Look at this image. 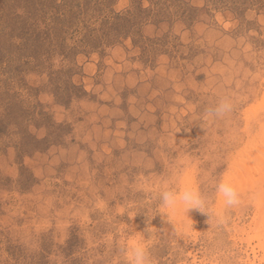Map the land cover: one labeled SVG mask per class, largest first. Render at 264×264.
Returning a JSON list of instances; mask_svg holds the SVG:
<instances>
[{"label":"rangeland","instance_id":"1","mask_svg":"<svg viewBox=\"0 0 264 264\" xmlns=\"http://www.w3.org/2000/svg\"><path fill=\"white\" fill-rule=\"evenodd\" d=\"M263 98L264 0H0V264H123L146 227L156 264L245 263L264 185L183 238L148 189L211 196Z\"/></svg>","mask_w":264,"mask_h":264},{"label":"clouds","instance_id":"2","mask_svg":"<svg viewBox=\"0 0 264 264\" xmlns=\"http://www.w3.org/2000/svg\"><path fill=\"white\" fill-rule=\"evenodd\" d=\"M234 108V99L230 95H222L205 108L201 119L204 124L211 125L227 119ZM212 189V194L209 196L198 185L185 184L176 178L161 181L148 190L156 202V215L160 214L162 221L174 235L183 238L194 235V221L189 215L190 210L205 215L206 222L209 223L213 218L219 219L221 216V210L213 208V205L219 203L223 209L239 203L240 193L232 182L227 168L213 182ZM210 208L212 211H209ZM152 235L146 227L143 231L125 236L120 242L123 264H156L152 253L154 243L151 239Z\"/></svg>","mask_w":264,"mask_h":264},{"label":"bare ground","instance_id":"3","mask_svg":"<svg viewBox=\"0 0 264 264\" xmlns=\"http://www.w3.org/2000/svg\"><path fill=\"white\" fill-rule=\"evenodd\" d=\"M257 107H252L246 113L248 131H250V121L261 110H264V103H259ZM260 124V128L253 137L250 136L247 139L245 148L243 147L244 149L239 151L237 156L235 155V163L229 171L232 182L237 189H241V192H245L247 188L256 190L259 184L262 187L264 185V123L261 122ZM187 184L195 183L190 179ZM257 192H260L258 193L260 197L258 196L255 201L257 213L251 223L252 227L250 230H252L253 234L250 235L249 239V242L256 241V245L252 246L254 256L251 258L250 253H248L247 260L243 264H264V190L259 189ZM259 250L261 251L260 255L258 254ZM257 258L260 260V263H257Z\"/></svg>","mask_w":264,"mask_h":264}]
</instances>
